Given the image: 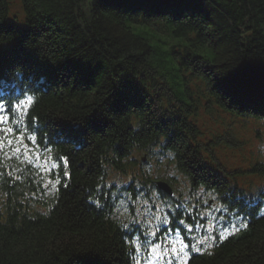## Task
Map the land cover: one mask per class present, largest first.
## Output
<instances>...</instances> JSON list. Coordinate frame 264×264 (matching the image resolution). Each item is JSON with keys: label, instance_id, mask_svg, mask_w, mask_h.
<instances>
[{"label": "trees", "instance_id": "1", "mask_svg": "<svg viewBox=\"0 0 264 264\" xmlns=\"http://www.w3.org/2000/svg\"><path fill=\"white\" fill-rule=\"evenodd\" d=\"M10 3L0 0V264H134V224L108 176L138 166L126 191L149 199L156 157L191 190H230L248 215L187 264H264V214L233 200L239 188L205 161L194 122L201 95L264 120V0H20L23 25ZM249 171L264 178V162Z\"/></svg>", "mask_w": 264, "mask_h": 264}, {"label": "rangeland", "instance_id": "2", "mask_svg": "<svg viewBox=\"0 0 264 264\" xmlns=\"http://www.w3.org/2000/svg\"><path fill=\"white\" fill-rule=\"evenodd\" d=\"M8 18L16 21L19 25L24 24L25 15L20 0H11ZM190 86L195 95L199 93V91L203 92L200 87V81L196 79L190 81ZM199 98L200 105L198 109V116L196 115L195 117V124L201 131V135L198 137V140L202 144H207L206 140L211 134L221 136L224 135L226 136V139L228 137L230 139L233 137L234 140H236V142H234L235 145L232 146L229 143H225V140H222L218 136L214 135L218 141L215 142L214 145L210 143L214 156L216 157V160L213 161V163L221 164L222 169H219V167L216 166V169L220 171L224 169L229 172L232 168H241L243 170L241 173L230 175L222 172V175L231 185L237 184L242 191L240 194L241 196L246 199H251L255 203L260 202L262 212H264V178L258 173L246 171V168L258 159L264 161V120L247 116H238L225 111L216 104L213 106L211 105V108L209 104V107L207 108L206 104L208 102L205 101L206 98L202 95L199 96ZM209 108L210 110H208ZM137 172L138 171L136 170L134 172H130V174L134 175ZM169 174L175 177L176 181L174 184L180 199L190 202L193 201V199L200 197L202 202L211 200L212 206L215 205L214 203L216 202V199L212 194L205 193L204 195L201 194L198 196L196 195V192L192 196L188 192V182L183 173L181 174L177 171H171ZM108 181L118 184V186L128 183V179L125 174L117 175L113 171L109 174ZM119 181H121V183H119ZM152 193L155 194V207L151 210L150 205L145 204L141 209L138 208L137 212L139 213V220L144 217V221L149 222V217L151 215H156L159 211L163 210L161 207L162 203L157 199L156 193L154 191ZM202 212L207 216L210 214V208H205ZM127 217L128 214L123 212L122 218ZM228 217H232L233 223H236L239 227L228 228L226 230L227 234L234 233L243 226L242 223H237V221L242 218L241 215H231V213L224 215V218ZM222 224L223 222L221 220H217L214 226H221ZM221 237H223V235H221ZM146 244H148V242H146ZM138 255L140 259L144 258L147 264H169L171 257L179 258L184 255V251L178 241H171L170 246L162 245L147 249L144 245L142 248H139Z\"/></svg>", "mask_w": 264, "mask_h": 264}, {"label": "water", "instance_id": "3", "mask_svg": "<svg viewBox=\"0 0 264 264\" xmlns=\"http://www.w3.org/2000/svg\"><path fill=\"white\" fill-rule=\"evenodd\" d=\"M160 188L163 189V190H165L166 192H169L170 191L169 188H167V186L165 184H161L160 185Z\"/></svg>", "mask_w": 264, "mask_h": 264}]
</instances>
